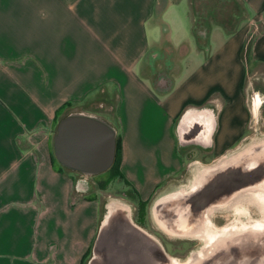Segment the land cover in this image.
I'll use <instances>...</instances> for the list:
<instances>
[{"label": "crops", "instance_id": "1", "mask_svg": "<svg viewBox=\"0 0 264 264\" xmlns=\"http://www.w3.org/2000/svg\"><path fill=\"white\" fill-rule=\"evenodd\" d=\"M239 2L234 28L196 31L191 0H0V264H80L100 233L95 194L53 151L64 104L92 115L103 97L96 116L144 201L189 162L237 150L253 117L264 127L248 64L264 67V0ZM136 227L112 240V264L164 262Z\"/></svg>", "mask_w": 264, "mask_h": 264}, {"label": "rangeland", "instance_id": "2", "mask_svg": "<svg viewBox=\"0 0 264 264\" xmlns=\"http://www.w3.org/2000/svg\"><path fill=\"white\" fill-rule=\"evenodd\" d=\"M239 0H191V13L193 16H195V29L196 31H200L203 29H206L208 25L213 23L214 21H219L223 25H225L226 28L232 29L235 27L239 17L241 16L239 12ZM243 20V18H242ZM246 19H244L245 21ZM190 21H189V31H190ZM214 28V27H213ZM264 28V20H262L257 25V32L262 31ZM245 57L249 60L251 58L248 53H246ZM249 66V81L253 89H259L262 93H264V67L261 64H258L257 62L248 61ZM96 105L94 113L89 116H96V114L100 113L101 110L104 109V107L101 106L100 102L103 100L102 96H97L95 98ZM80 109H83V106H69L64 109L63 112L60 113L59 116H57V124L64 118L69 115H74L77 113H80ZM253 128L248 130L247 138L244 140L242 145L235 151L231 152L230 154L220 157L217 159H214L209 162L205 161H191L189 164L183 169L181 174L175 178L169 187L168 192H164L163 194H154L152 195L148 200L147 205V211H146V217L144 219L145 221V228L139 229L143 230L144 232H147L151 234L153 237L156 238L153 232H158L153 218H152V211L154 203L161 197H165L167 195L176 193V192H189L192 189V185L197 181V174L196 171L200 167L205 166H213L218 163H222L230 158L235 157L238 153H240L243 149H245L248 146H251L253 144H258L260 141L264 140V127L259 122V116L253 117ZM106 122V121H105ZM107 124L109 122H106ZM56 124V126H57ZM110 124V123H109ZM112 125V124H110ZM112 125V129H113ZM56 128V127H54ZM114 130V129H113ZM115 131V136L117 134V131ZM50 143V142H49ZM50 145V144H49ZM194 156H189L191 159ZM65 172H68L74 178L81 179L86 186H90V190L88 192L95 194L98 204H99V219L100 221H103L104 216L106 214V205L111 202L112 200H117L123 203L130 213L131 221L134 225V214L136 213L135 209L137 208L136 202H135V196L133 195L132 191L128 189L125 184L120 180H113L109 181L105 185V189L101 190L96 185V179L100 181H106L108 177H106V173L108 170H104L99 174H86L83 172L75 171V170H69L67 167L64 166ZM105 176V177H104ZM239 181L235 180L234 177H229L226 179V190L225 191H218L219 186H217L218 183H213V185L216 187L213 189L214 197H212L210 200H208L203 206L199 204L198 196L199 194L193 193L189 199V219L192 220H201L203 211L207 210V207L209 205L217 206V209L212 213L210 216V221L215 225L216 227H222V226H231L233 224H238L239 222H245V218L242 217L236 210L234 206H231V204L223 205L226 203V199L230 197V193L236 189L241 188L243 185L238 184ZM214 191H218L220 193H214ZM189 194V195H190ZM196 194V195H195ZM216 194V195H215ZM220 205V206H219ZM201 206V207H200ZM219 206V207H218ZM240 208L242 210H246L251 220H259L261 219V216L259 212L252 206L247 203L239 204ZM205 213V212H204ZM206 218V216L204 217ZM102 223V222H101ZM115 226L110 229V231L100 229V233L97 235V240L95 241L93 248L90 249V253L88 254L85 264H112L115 255H119L117 251L113 250L111 246L115 247V245H112L113 241H115L116 236L119 237L121 230H133L132 227L127 226L124 221H122L120 218L115 219L114 221ZM127 228V229H126ZM136 231V230H135ZM160 232V231H159ZM162 234V232H160ZM159 243L164 245L166 248H168L170 251H172V254H165L164 250H162L163 258L166 259L167 255L168 257L176 258L180 261H185L188 256L191 255V253L198 251L202 245L203 242L200 240H178V239H169L164 234L161 236H158L156 238ZM110 240V241H109ZM113 240V241H112ZM106 242V243H105ZM185 242V245L182 247L180 243ZM103 245L108 246L107 249L102 248ZM257 250H255L254 255H252L250 264H264V241L258 242L256 247ZM219 262V261H216ZM213 262L211 264H220ZM230 264H235L230 261Z\"/></svg>", "mask_w": 264, "mask_h": 264}, {"label": "bare ground", "instance_id": "3", "mask_svg": "<svg viewBox=\"0 0 264 264\" xmlns=\"http://www.w3.org/2000/svg\"><path fill=\"white\" fill-rule=\"evenodd\" d=\"M94 118L102 125H107L100 118ZM196 174L197 181L192 185L190 193L199 194L197 202L201 206L214 197L213 189L216 185L213 183H218V191H225L227 178L232 176L234 181L238 180V184L243 186L232 191L223 205L234 206L245 218V222L216 227L210 221V216L217 209L214 205H209L203 211L201 220H192L189 219V211H192L189 210V198L194 197L192 194L176 192L161 197L154 203L152 211L157 229L169 239L203 242L202 247L191 253L185 261L167 256L161 264H211L216 261L220 264H230V261L235 264H250L252 255L257 250V243L264 241V140L246 147L235 157L222 163L200 167ZM243 203L252 205L261 219L251 220L249 213L239 206ZM117 218L127 226L136 227L127 207L120 201L112 200L106 205L102 229L110 231Z\"/></svg>", "mask_w": 264, "mask_h": 264}, {"label": "water", "instance_id": "4", "mask_svg": "<svg viewBox=\"0 0 264 264\" xmlns=\"http://www.w3.org/2000/svg\"><path fill=\"white\" fill-rule=\"evenodd\" d=\"M93 117L77 113L57 124L53 151L61 165L86 174H98L111 165L115 152L114 130Z\"/></svg>", "mask_w": 264, "mask_h": 264}, {"label": "trees", "instance_id": "5", "mask_svg": "<svg viewBox=\"0 0 264 264\" xmlns=\"http://www.w3.org/2000/svg\"><path fill=\"white\" fill-rule=\"evenodd\" d=\"M69 106H71L69 103L64 104L62 106V109H65ZM53 124H54V127H56L57 119L53 122ZM51 162L53 164L54 170L61 173L60 166L57 164L56 160L54 158H51ZM120 168H121V137L119 134H117L115 138V152H114L113 162H112L110 169L105 174L106 177L108 178L106 181H103V180L100 181L96 179L95 180L96 185L99 189L104 190L107 182L120 179L125 184V186L132 191L133 195L135 196V202H136V206L139 212L138 213V223H142L146 217L148 201H144L140 198L139 194L133 189V187L124 178L123 174L121 173ZM89 253H90V249L83 256L80 264H85L86 258Z\"/></svg>", "mask_w": 264, "mask_h": 264}, {"label": "flooded vegetation", "instance_id": "6", "mask_svg": "<svg viewBox=\"0 0 264 264\" xmlns=\"http://www.w3.org/2000/svg\"><path fill=\"white\" fill-rule=\"evenodd\" d=\"M111 165H112V163H111ZM111 165L106 169V170H109L110 169V167H111ZM101 173V172H100ZM99 174V173H98ZM135 211H136V213L134 214V223L136 224L135 226H140L141 228H145V226H146V224H145V221H143L142 223H138V209L136 208L135 209ZM137 226V227H138ZM139 228V227H138ZM154 233V235L156 236V238H158V236H161L162 234L158 231V232H153ZM182 241V240H181ZM186 241H189V240H186ZM162 243V242H161ZM160 243V244H161ZM181 244V246L183 247L184 245H185V242H182V243H180ZM161 246H162V250H164V253L165 254H172V251H170L168 248H166L164 245H162L161 244ZM168 256V255H167Z\"/></svg>", "mask_w": 264, "mask_h": 264}]
</instances>
